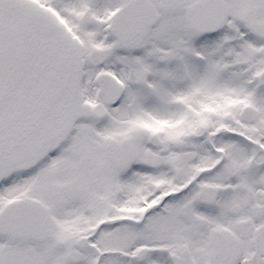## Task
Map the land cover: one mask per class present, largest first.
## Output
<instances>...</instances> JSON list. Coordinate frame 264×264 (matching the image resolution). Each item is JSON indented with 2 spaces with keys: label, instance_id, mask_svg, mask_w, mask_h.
Segmentation results:
<instances>
[{
  "label": "snow or ice",
  "instance_id": "1",
  "mask_svg": "<svg viewBox=\"0 0 264 264\" xmlns=\"http://www.w3.org/2000/svg\"><path fill=\"white\" fill-rule=\"evenodd\" d=\"M0 264H264V0H0Z\"/></svg>",
  "mask_w": 264,
  "mask_h": 264
}]
</instances>
